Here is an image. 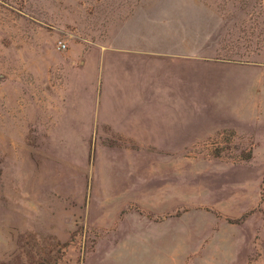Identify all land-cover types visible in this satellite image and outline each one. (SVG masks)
Returning a JSON list of instances; mask_svg holds the SVG:
<instances>
[{
	"label": "rangeland",
	"instance_id": "1",
	"mask_svg": "<svg viewBox=\"0 0 264 264\" xmlns=\"http://www.w3.org/2000/svg\"><path fill=\"white\" fill-rule=\"evenodd\" d=\"M179 43L255 68L203 96L221 118L213 135L154 147L170 165V217L199 239L170 264H264V0H0V264H60L71 248L79 264L98 239L88 211L113 168L94 164L118 137L54 127L85 54Z\"/></svg>",
	"mask_w": 264,
	"mask_h": 264
},
{
	"label": "crops",
	"instance_id": "2",
	"mask_svg": "<svg viewBox=\"0 0 264 264\" xmlns=\"http://www.w3.org/2000/svg\"><path fill=\"white\" fill-rule=\"evenodd\" d=\"M247 67L255 68L215 55L190 57L180 43L104 47L85 54L69 74L66 106L54 127L72 136H117L118 147L110 152L114 158H96L94 166L113 168V180L104 197L99 194L106 202L88 211L87 223L98 239L79 264H170L172 258L183 260L189 244L196 245L199 239L188 238L183 216L170 217L165 185L170 165L156 164L154 147L170 150L213 135L210 128L221 118L210 112L211 102L203 96ZM135 201L138 209L130 205ZM71 249L60 264H78Z\"/></svg>",
	"mask_w": 264,
	"mask_h": 264
},
{
	"label": "built area",
	"instance_id": "3",
	"mask_svg": "<svg viewBox=\"0 0 264 264\" xmlns=\"http://www.w3.org/2000/svg\"><path fill=\"white\" fill-rule=\"evenodd\" d=\"M62 47H64V46H62Z\"/></svg>",
	"mask_w": 264,
	"mask_h": 264
}]
</instances>
